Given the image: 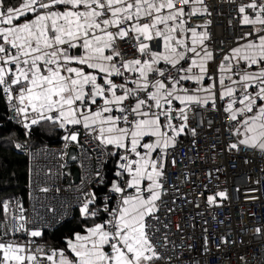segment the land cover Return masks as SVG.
Segmentation results:
<instances>
[{
  "label": "snow or ice",
  "instance_id": "6c2138e0",
  "mask_svg": "<svg viewBox=\"0 0 264 264\" xmlns=\"http://www.w3.org/2000/svg\"><path fill=\"white\" fill-rule=\"evenodd\" d=\"M224 2L240 31L217 40L214 0H0V102L21 130L0 146L26 152L46 126L62 132L65 149L82 148V138L97 153L90 181L63 211L0 198V264H188L192 245L172 216L185 203L215 209L230 199L219 183H204L218 182L220 168L200 187L173 171L182 138L195 145L204 127L196 114L221 118L225 152L264 161V0ZM248 179L264 186V168ZM61 221L72 227L49 243L47 229ZM208 232L202 227L204 253ZM219 239L217 247L237 243Z\"/></svg>",
  "mask_w": 264,
  "mask_h": 264
},
{
  "label": "built area",
  "instance_id": "2783aa9c",
  "mask_svg": "<svg viewBox=\"0 0 264 264\" xmlns=\"http://www.w3.org/2000/svg\"><path fill=\"white\" fill-rule=\"evenodd\" d=\"M218 5L222 4L220 9L221 15L215 18L214 24L220 25L218 22L219 17L224 21V30L232 33L234 31H240V26L233 19L234 5H229L224 2V0H214ZM240 0H237L239 3ZM229 21H232V25H229ZM236 25L235 29L233 28ZM213 27L212 30L216 37H221L220 34L221 27ZM243 30L247 31V28ZM13 114L10 112V116ZM204 127L198 129L200 136L197 141L202 143L209 140L210 135L216 130V123L220 122L221 118L213 113L204 114ZM208 121H212L214 127L209 129L207 127ZM15 123V122H14ZM14 125H17L16 123ZM219 133V132H218ZM221 141L224 139L220 137ZM88 144L87 142H85ZM223 144V143H222ZM183 145V144H182ZM179 147L176 157L180 159V165L178 170L176 169L175 174L180 176L181 173H189L190 179L197 182V187H200L199 181L204 180L209 169L219 168L218 160L213 159L211 153V147L209 144H205L200 153H190L188 155L189 161L183 167L184 163L181 158H186V151L184 148ZM24 153V152H23ZM95 156V157H94ZM220 160L226 164L231 165L234 169L239 168V172H226L225 176L227 178V183L222 184L217 181L204 180V183H208L209 189L215 190L214 185L219 183L220 188H227L229 192L230 199L224 202L222 208L206 209L205 205L202 203L199 209H196L193 204H183L182 209L177 212L176 215L172 216L173 225L177 222H183L184 239L188 244L192 245V249L189 251V255L183 257L188 264H193V262H198V264H239L238 256L245 255L249 259V264H264V236H259L254 234V228L256 226L255 222L264 223V186L250 184L248 177H256L260 168H264V161H262L258 156L250 157V163H244V154H229L224 151V145L222 146L220 153ZM92 160L97 158L96 155H91ZM94 168V166H91ZM182 167V168H181ZM180 168V169H179ZM91 171V170H90ZM218 174V173H217ZM58 173H54L53 177H57ZM56 178L52 185L49 187L47 193L39 192L36 196V200L31 205L27 207L31 209L35 206L41 214L45 212L44 205L52 206L60 211L67 207V202L74 203L75 197L77 196V188L82 187L83 181H90L91 176L87 173L82 174L81 182L78 186L69 187L64 184H60ZM250 188H258L256 192H250ZM59 189V190H57ZM238 189V190H237ZM184 190L186 192L192 191V185L189 184L185 186ZM211 194V193H207ZM256 196L258 199L250 200L246 197ZM191 199V196H189ZM201 200L204 197H200ZM180 202H178L179 204ZM64 206V207H62ZM199 211L203 213L201 216H196V212ZM71 211L69 210L67 216H71ZM215 217V219H213ZM207 220V225L203 224V221ZM223 221V223H220ZM195 225V227H193ZM202 227H207L209 232V247L211 251L209 253H204L201 247L202 244ZM175 231V228H173ZM230 234L237 240L235 245L220 246V235ZM179 239V236L174 237ZM243 240L241 244L239 241Z\"/></svg>",
  "mask_w": 264,
  "mask_h": 264
},
{
  "label": "bare ground",
  "instance_id": "6f19581e",
  "mask_svg": "<svg viewBox=\"0 0 264 264\" xmlns=\"http://www.w3.org/2000/svg\"><path fill=\"white\" fill-rule=\"evenodd\" d=\"M218 22L220 25L213 24V27H217V26L221 27V31L219 30L218 27V31H220V34L222 35L221 37H230L232 33H229L228 31L224 30L225 29L223 26L224 21L221 20L220 17L218 19ZM234 24L236 23L234 22ZM235 27L236 25L233 28L235 29ZM221 37H216V38L218 40ZM204 114L205 113L198 112L193 120V123L194 124L200 123ZM222 130L223 129L220 128V122L216 123V130L210 135L209 140L204 141L202 143L197 141L195 145L191 143L192 140L191 137L182 138V144H183L182 147L186 151V158H181V159L184 163L183 165L184 167L186 163H188L189 161L188 155H190V153H194V154L196 152L200 153V151H202L205 144L206 143L209 144L211 147V153L212 155L215 156L214 159L219 161L218 164L220 165L219 168L221 169V172L217 174L220 177L218 182L222 184H226L227 183V178L225 176L226 172L228 171L239 172L240 169L239 168L234 169L231 165L226 164L220 160L219 153L223 144L222 142L217 141L216 137L220 136V132ZM81 143L83 145L82 148L75 144H69L68 148L65 149L64 142L61 138L60 145L58 146L41 145L34 147L31 145V148L24 153L18 151L27 158L29 165L28 197L26 202L22 200L26 208L31 207V205L36 200V196L40 192L39 188L40 187L49 188L56 178H58L57 179L58 183L73 188L80 184L83 173H87L90 175L93 169L91 166L95 167V161L97 159L95 158V160H92L91 155L97 156V153L93 150L92 147L89 146V144H86L82 138H81ZM212 145H215L214 153H213ZM71 148H75L76 150V159L73 162H67V157H69L70 155ZM62 153H67V154L64 155ZM177 161H178V165H177L178 168V166L180 165V159L177 158ZM176 169H174L173 171H176ZM54 173H58V176L53 177ZM248 182L250 183V181ZM65 223L67 222L61 221L60 224L53 225L52 228L47 229V231H53Z\"/></svg>",
  "mask_w": 264,
  "mask_h": 264
},
{
  "label": "trees",
  "instance_id": "16d2710c",
  "mask_svg": "<svg viewBox=\"0 0 264 264\" xmlns=\"http://www.w3.org/2000/svg\"><path fill=\"white\" fill-rule=\"evenodd\" d=\"M9 133L20 135L19 126L12 124L7 117V108L0 102V137ZM62 138V132L44 127L37 130L30 144L32 146H58ZM21 139L23 136L21 135ZM73 167V166H72ZM28 177L29 165L27 158L15 149H10L8 145L0 146V198L20 197L24 202L28 197ZM72 227L67 222L53 231H46L45 236L49 243L59 242L63 235Z\"/></svg>",
  "mask_w": 264,
  "mask_h": 264
},
{
  "label": "water",
  "instance_id": "95a60500",
  "mask_svg": "<svg viewBox=\"0 0 264 264\" xmlns=\"http://www.w3.org/2000/svg\"><path fill=\"white\" fill-rule=\"evenodd\" d=\"M76 159V150L71 148L70 155L67 157V162H73Z\"/></svg>",
  "mask_w": 264,
  "mask_h": 264
},
{
  "label": "rangeland",
  "instance_id": "374dc122",
  "mask_svg": "<svg viewBox=\"0 0 264 264\" xmlns=\"http://www.w3.org/2000/svg\"><path fill=\"white\" fill-rule=\"evenodd\" d=\"M7 117H10V112L7 110ZM9 120V119H8ZM12 124H15L14 121L9 120Z\"/></svg>",
  "mask_w": 264,
  "mask_h": 264
}]
</instances>
